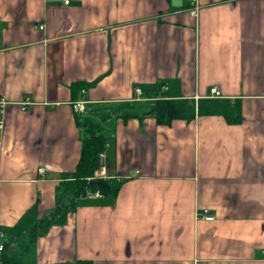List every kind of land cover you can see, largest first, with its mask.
<instances>
[{"label": "crops", "instance_id": "1", "mask_svg": "<svg viewBox=\"0 0 264 264\" xmlns=\"http://www.w3.org/2000/svg\"><path fill=\"white\" fill-rule=\"evenodd\" d=\"M198 6L192 14L171 0H0L6 238L25 237L53 207L55 188L75 181L85 137L73 84L101 77L85 90L83 115L111 127L107 182L127 177L115 195L78 198L34 242L36 264H264V0ZM134 85L193 118L139 120L153 102L131 101ZM210 87L221 97L210 100ZM227 101L235 112L224 116ZM139 102L146 107L127 110Z\"/></svg>", "mask_w": 264, "mask_h": 264}, {"label": "trees", "instance_id": "2", "mask_svg": "<svg viewBox=\"0 0 264 264\" xmlns=\"http://www.w3.org/2000/svg\"><path fill=\"white\" fill-rule=\"evenodd\" d=\"M101 77L95 78L89 83H76L71 86V93L73 100L80 97V91L86 90L97 84ZM141 103V102H139ZM223 113L226 116L229 113H234L235 109L231 101L225 102L223 105ZM234 111V112H233ZM126 113L124 117H130ZM145 117H152L156 125L169 126L174 120H191L193 116H189L184 108L175 100L162 99L157 100L151 104L149 109L142 115L138 116L139 120ZM75 124L77 127H82L87 136L81 140V148L79 159L75 167V188L71 196L66 200H60L55 204V208L49 214L40 218L36 222L30 224L26 237L17 244L18 252L21 257L29 256L32 253V246L38 237L44 236L50 227L55 225H62L65 222L68 213L73 212L78 198L83 197L87 192H99L103 195H115L122 180L115 183L114 186H108L107 181L93 182L88 178L93 176L95 170L99 168V154L104 150L108 138L102 134L100 125L94 124L92 121H86L80 124V118L74 115ZM228 121L231 120L225 117ZM239 120V119H238ZM237 120V121H238ZM89 180V181H88ZM5 231V228L1 227ZM4 264H36L24 263L20 259L12 258L5 253L3 256ZM44 264H92L89 260H75L73 263H44Z\"/></svg>", "mask_w": 264, "mask_h": 264}, {"label": "rangeland", "instance_id": "3", "mask_svg": "<svg viewBox=\"0 0 264 264\" xmlns=\"http://www.w3.org/2000/svg\"><path fill=\"white\" fill-rule=\"evenodd\" d=\"M136 89H139L143 93V91L138 86H136V85L132 86V93L134 95V98L131 99V101H134V102L142 101V100H136L137 99L136 96H135L136 95V93H135V90ZM85 94L86 93L84 91V93L81 94L80 97H77L76 99H74L73 102L78 101V100H81V99L82 100H85V98H86V95ZM142 96L144 97V94ZM148 100H150L152 102H155L157 100H162V99L156 98V97H153V98L146 97V101H148ZM124 103H126V102H124ZM138 106L143 107V108H144V106L146 107V105H144V103H132V104H130V105L127 106V110L137 109ZM180 106H181V103H180ZM78 115H80V122H81V124H83L85 121H87L86 114L85 115L78 114ZM87 117H89V115H87ZM89 118L91 120H95L96 119V117H89ZM105 119H107V117L103 118L101 116V117L97 118L96 119V124L100 125L101 130H102V134H104L105 136H107V131L109 132L111 130V127L110 126L107 127L106 122H105ZM80 131H81V137L82 138L87 136V134L84 132V130H83L82 127H80ZM105 147H106V144H105ZM105 147H104V149H105ZM103 152H104V150L102 151V153L99 154V168L94 171L93 176L91 178H88L89 180H92L93 182H103V181H107V179H109V177H110L109 175H110V172L111 171L110 172L107 171V168H108L107 166H108V162L109 161L106 158L104 159ZM108 170H109V168H108ZM115 178H118V180H120V178H121L122 181L127 180L126 179L127 177H115ZM108 182H109V184H111L112 186H114V182L113 181H108ZM74 188H75V184L73 182L69 183L68 186L67 185H65V186L59 185L58 189L55 188V192H54L55 193L54 205H53V207L51 209H49V211L47 213L49 214L51 211H53V209L55 208V204L57 202H59L60 200H66V199H68V197L72 195ZM92 193L93 192H89L87 194V196H89L90 198H93V197L90 196V194H92ZM99 194H100V196L99 197H95V198H101L103 196V194H101V193H99ZM106 195H108V194H106ZM83 197H85V196H83ZM75 208H76V206H75ZM36 220L33 221L32 223L36 222ZM17 234H18V232H17ZM25 237H23V238H21V239L18 240L16 237H14V232H8L6 241L8 242L9 247H7V244L4 245L5 253L9 254L12 258L20 259L24 263H35L34 258L32 256L21 257L19 255L18 248H17V244L19 242H21L22 240H24ZM3 255H5V254H3Z\"/></svg>", "mask_w": 264, "mask_h": 264}, {"label": "built area", "instance_id": "4", "mask_svg": "<svg viewBox=\"0 0 264 264\" xmlns=\"http://www.w3.org/2000/svg\"><path fill=\"white\" fill-rule=\"evenodd\" d=\"M184 3L186 4V8L188 11H190L192 14L196 13L199 6H198V0H183ZM64 5H67L69 3V0H62ZM85 90H81L80 91V95L84 93ZM136 93V100H144L146 101V98H144L142 95L143 93L139 90L136 89L135 90ZM220 92L216 87H210L208 90V98H210V100L212 99H217L220 98ZM195 98L197 99L198 96H195ZM87 102L84 100H78L72 103V109L75 113L77 114H84L85 113V104ZM8 105V102L4 99L3 95L0 93V137L2 135V131L4 129V118H5V110H6V106ZM32 105V102L29 98H24L23 101H21L19 103L20 109L22 111H26L28 109V107ZM39 173L42 172V169L38 170ZM89 192H87L88 194ZM86 196V195H85ZM91 197H99L100 194L99 192H94L92 194H90ZM202 218L206 221H212L213 217L207 214V211H203L201 213ZM6 244V233L4 230L0 229V264H4L3 262V254H5V249H4V245ZM4 252V253H3ZM3 253V254H2Z\"/></svg>", "mask_w": 264, "mask_h": 264}, {"label": "water", "instance_id": "5", "mask_svg": "<svg viewBox=\"0 0 264 264\" xmlns=\"http://www.w3.org/2000/svg\"><path fill=\"white\" fill-rule=\"evenodd\" d=\"M183 0H171V5L174 8H180Z\"/></svg>", "mask_w": 264, "mask_h": 264}]
</instances>
